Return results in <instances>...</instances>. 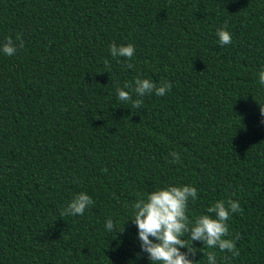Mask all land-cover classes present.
<instances>
[{"label":"trees","instance_id":"obj_1","mask_svg":"<svg viewBox=\"0 0 264 264\" xmlns=\"http://www.w3.org/2000/svg\"><path fill=\"white\" fill-rule=\"evenodd\" d=\"M17 34L23 47L0 52V264H151L128 219L137 193L169 183L198 189L190 218L238 200L240 255L217 260L264 264V0H0V44ZM138 75L172 89L131 108L116 88ZM79 192L94 203L62 218Z\"/></svg>","mask_w":264,"mask_h":264},{"label":"clouds","instance_id":"obj_2","mask_svg":"<svg viewBox=\"0 0 264 264\" xmlns=\"http://www.w3.org/2000/svg\"><path fill=\"white\" fill-rule=\"evenodd\" d=\"M227 29V21L216 29L215 34L221 46L229 45L232 42L231 33ZM23 44L24 41L20 34H17L15 41L11 36L6 37L0 44V52L6 56H13L18 47H23ZM109 51L111 56L118 61L121 58L131 61L134 57L135 47L132 43L119 46L112 43L109 46ZM104 64L106 68H110L107 59ZM123 66L129 69L135 68V65L130 62ZM257 75L258 84L264 86V68ZM125 89H131L136 98L134 99L133 95ZM171 89L170 81L162 79L156 83L138 75L135 78L134 87L133 84L126 82L123 87L116 88V93L124 105L130 103L131 108L140 109L142 107L141 98L145 95L154 93L156 96L162 97ZM260 112L264 117V104L262 103H260ZM261 123H264V119ZM168 155L171 157L169 163L180 164L182 162L179 152L171 151ZM198 195V189L194 185L175 183H169L162 187L157 186L146 194L137 193L138 199L131 206L132 217L128 220H131L137 227L141 253L147 254V259L151 264H199L200 260L195 258L197 253H202L207 257V264H219L215 249L231 253V257L240 255L236 245L240 235L236 234L229 238L231 233L228 225L232 214L243 212L239 201L232 198L227 201L216 200L203 213L190 218L188 215L189 203L195 202ZM233 195L235 194L233 193ZM93 203L92 197L87 192L76 193L67 206L62 209L60 216L63 218L69 215H83ZM105 228L109 233L125 231V225L123 229H119L111 217L106 220ZM193 242H202L203 246L197 248ZM205 248L213 249V251H205ZM182 249L186 250L182 251ZM141 253H137V256H140ZM229 259L228 256L223 257L225 262Z\"/></svg>","mask_w":264,"mask_h":264}]
</instances>
